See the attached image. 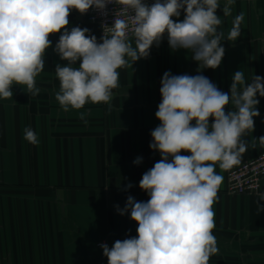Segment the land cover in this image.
Segmentation results:
<instances>
[{
	"label": "crops",
	"instance_id": "1",
	"mask_svg": "<svg viewBox=\"0 0 264 264\" xmlns=\"http://www.w3.org/2000/svg\"><path fill=\"white\" fill-rule=\"evenodd\" d=\"M225 3L220 0L221 7ZM241 12V36L222 41L225 55L218 68L201 69L190 50L171 49L165 33L147 58L118 69L120 86L113 90L110 107L88 103L80 110L62 109L55 99V66L67 62L53 50L62 33L49 36L52 47L36 78L39 94L14 85L13 98L0 99V264H108L99 243L111 248L137 235L130 213L120 215L115 206L123 209L129 195L149 199L139 182L161 159L149 144L151 131L160 124L155 113L163 74L204 75L229 94L239 69L248 81L264 77V0H235L226 17L217 9L225 38ZM183 18V12L173 17ZM75 26L88 28L102 42L99 25L73 12L66 27ZM129 38L135 46L134 37ZM256 98L260 115L254 117V131L243 137L249 145L243 161L264 151L257 140L264 136V97ZM231 110L229 103L225 111ZM26 128L36 133L38 144L24 139ZM137 157L143 158L139 165L133 163ZM228 171L216 167L224 179L213 205L218 252L209 264H264V210L257 212L258 194H228ZM129 183L133 186L125 190Z\"/></svg>",
	"mask_w": 264,
	"mask_h": 264
},
{
	"label": "clouds",
	"instance_id": "2",
	"mask_svg": "<svg viewBox=\"0 0 264 264\" xmlns=\"http://www.w3.org/2000/svg\"><path fill=\"white\" fill-rule=\"evenodd\" d=\"M110 3L120 7L112 26H104L102 42L89 35L88 28L67 29L72 9L85 14ZM234 3L226 0L221 7L220 0H155L151 5L143 0H0V99L13 98L14 85L39 94L36 78L52 47L49 36L55 33L62 34L53 50L67 62L55 66V99L64 111L88 103L110 107L113 90L120 86L118 69L147 58L165 33L171 49H188L201 69H216L225 55L222 41L241 36L243 12L233 18L226 38L220 30L223 21L217 9L229 16ZM182 11L184 18L174 20ZM160 93L155 113L160 124L151 131L149 147L161 159L139 182L149 199L136 201L129 195L123 209L115 206L120 215L130 213L138 227L136 236L117 240L111 248L100 245L108 264H209L218 252L213 205L224 179L216 167L228 171L242 163L249 147L243 137L254 131V117L260 115L256 97H264V77L254 75L248 81L239 69L232 75L229 94L204 75L166 71ZM229 103L233 110L226 113ZM79 118L87 123L83 112ZM24 139L39 143L31 128L24 130ZM257 140L264 145V136ZM142 159L133 163L139 165ZM132 186L127 184L125 190ZM259 201H264V193L258 194V213L264 210Z\"/></svg>",
	"mask_w": 264,
	"mask_h": 264
},
{
	"label": "built area",
	"instance_id": "3",
	"mask_svg": "<svg viewBox=\"0 0 264 264\" xmlns=\"http://www.w3.org/2000/svg\"><path fill=\"white\" fill-rule=\"evenodd\" d=\"M143 2L151 5L155 0H143ZM119 7L120 6L117 4L110 3L104 10H98L92 7L85 14H81L75 9H72L70 13L75 12L87 21L98 24L100 33L103 36L104 26H112ZM129 37H132L131 33H129ZM263 180L264 151L242 161L239 166L228 171L226 191L230 195L259 194L261 193ZM101 244H103V242L99 243V245Z\"/></svg>",
	"mask_w": 264,
	"mask_h": 264
}]
</instances>
